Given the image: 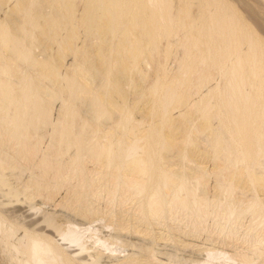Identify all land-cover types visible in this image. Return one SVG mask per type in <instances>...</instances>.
Instances as JSON below:
<instances>
[{
    "label": "bare ground",
    "instance_id": "6f19581e",
    "mask_svg": "<svg viewBox=\"0 0 264 264\" xmlns=\"http://www.w3.org/2000/svg\"><path fill=\"white\" fill-rule=\"evenodd\" d=\"M262 9L246 0H0L4 261L264 264ZM34 198L89 225L31 204L41 217L21 221L12 206ZM106 217L114 243L126 232L147 245L106 255L92 228ZM174 231L214 234L232 249L202 245L200 260L162 261L160 239L196 246Z\"/></svg>",
    "mask_w": 264,
    "mask_h": 264
},
{
    "label": "rangeland",
    "instance_id": "374dc122",
    "mask_svg": "<svg viewBox=\"0 0 264 264\" xmlns=\"http://www.w3.org/2000/svg\"><path fill=\"white\" fill-rule=\"evenodd\" d=\"M246 1H248L249 3H251L253 5H256L258 7L261 6L263 8L262 10L264 12V1H261V2H259L257 0H246ZM234 4L237 5V2L234 1ZM261 36L264 39V35L261 34ZM36 49L37 50H35V52L37 55L40 52L42 53L41 48L38 47ZM39 58H41V57H39ZM66 59H69V57H66ZM57 105H58V103H55L53 106L56 107ZM58 197H57V201H58ZM43 202L44 201L41 198H34L31 202H27V203L21 201L20 205H18V206L13 205L12 208L15 207V209H19L16 216L21 221H24V222H30V220H35V219L41 217V215L35 216L34 213L30 210L29 205L31 204L30 206H33V207L34 206L42 207L43 212H46L49 214L56 213V215L59 216L61 221L63 219V220L69 221L71 223H74L77 225L78 228H82V227L84 228V227H87L89 225L87 223V222H89V220L87 221L84 218H82L81 216L76 215V213H74L73 211H70L68 209L66 210L65 208H62L59 206L56 207L57 206L56 203L53 204V203H45V202L43 203ZM107 225H110V226L107 227ZM92 226H93L92 228L94 230H96V235L98 238H100L101 240H107V242L105 244L106 248H108V250L105 252L106 255L112 251L113 253L109 254V255H113V257H123L125 255L130 254L132 251H138V249L141 245H142L141 247H144V245L146 246L148 243L147 238H145V237L143 238V236L141 237V236L135 234L137 236L136 237L135 235H130V234H127L126 232H121L119 243H114L112 241V238L115 237L116 233L113 231V227L110 224L107 217H106V220L95 222L92 224ZM154 230L158 231V232L162 231L160 229L158 230V228L156 226L154 227ZM172 235H173V238H176V239H179V240L185 241V242L187 241L188 243H192L196 246H192V248H190V246L188 248H186V247L184 248L183 246H180V244L178 243L179 245L174 244L175 246H178V247H175L174 245H171L173 242L168 240L167 238H164L163 240L160 239L155 243V245L158 247V248H156L157 255L159 254L160 260H162V261H164V258H166L167 255L164 257V255L166 253L170 254L168 256H171V255L173 256V254H175L180 258L188 259L190 257L192 259L200 260L202 257H204L203 256L204 253L199 252V250H202V248H203L202 245H204L203 250L206 249V247H207V249H214V250H218V251L229 252V250L232 249L231 245L224 246L218 240L219 238H217L214 234H212L211 238H208L210 240H205V239H207L206 236H204L205 238L200 237L198 239L188 238L186 236H182L177 231H174L172 233ZM143 239H144V241H143ZM143 242H147V243L143 244ZM130 244L135 245V246H131ZM201 246H202V248H200ZM181 247H183V248H181ZM197 247L200 249L198 250ZM0 264H7L6 261H4V258H2L1 254H0Z\"/></svg>",
    "mask_w": 264,
    "mask_h": 264
}]
</instances>
